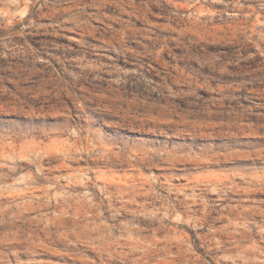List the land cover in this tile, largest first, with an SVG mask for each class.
<instances>
[{"label": "rangeland", "instance_id": "374dc122", "mask_svg": "<svg viewBox=\"0 0 264 264\" xmlns=\"http://www.w3.org/2000/svg\"><path fill=\"white\" fill-rule=\"evenodd\" d=\"M0 264H264V0H0Z\"/></svg>", "mask_w": 264, "mask_h": 264}]
</instances>
